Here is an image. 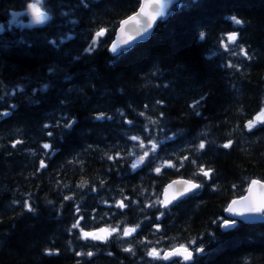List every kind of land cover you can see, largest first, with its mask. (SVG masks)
Instances as JSON below:
<instances>
[{
    "label": "trees",
    "instance_id": "16d2710c",
    "mask_svg": "<svg viewBox=\"0 0 264 264\" xmlns=\"http://www.w3.org/2000/svg\"><path fill=\"white\" fill-rule=\"evenodd\" d=\"M35 2L0 0V264H183L148 254L180 245L191 264H264V223L222 228L228 204L264 181V125L245 127L264 109V0H183L118 56L109 47L141 0H42L50 19L27 25ZM20 12L25 23L12 22ZM131 136L159 144L136 169ZM182 177L201 189L163 209L164 187Z\"/></svg>",
    "mask_w": 264,
    "mask_h": 264
},
{
    "label": "snow or ice",
    "instance_id": "6c2138e0",
    "mask_svg": "<svg viewBox=\"0 0 264 264\" xmlns=\"http://www.w3.org/2000/svg\"><path fill=\"white\" fill-rule=\"evenodd\" d=\"M28 9L30 10L33 22L36 25H43L50 19V16L47 14L45 10H43V4L42 0H36L35 3H30L27 5ZM168 8V3L165 2V0H142L141 3L138 5V11L135 12V14L129 16L127 19H124L120 26H119V32L121 33V36L123 38L117 39L115 43L111 46V51L115 54H121L122 51H127L128 47L131 46L132 42L136 41L137 39H146L147 36L150 34L151 29L156 24L158 19L166 18L168 13L166 9ZM231 20L236 25H241L243 21L241 19H238L237 17L233 16L231 17ZM132 26L130 29H128V26ZM126 29L128 31L126 32ZM107 33V29H100L95 33V38L93 39L91 45L89 46V51H92L101 41V38H103ZM201 39H203V34H201ZM238 39V33L233 32L227 35V41L228 43H225L223 46L225 50L229 49V44H235ZM128 46V47H124ZM240 53H242L245 56H248L247 51L241 47ZM229 67H233V65H229ZM199 103V101H197ZM195 107V104L193 105ZM143 115V113L141 114ZM98 119L103 118V116L97 117ZM74 123V121H73ZM131 123V121H129ZM151 123H156V121H151ZM264 125V109H261L258 114L254 116L253 119H250L245 127L251 131L253 128L257 127V125ZM66 127H71V123H66ZM51 135V133H49ZM131 140L136 141L138 144L139 149L141 150V154L137 156V159L135 162L132 163L131 167L133 169H136L140 165H142L145 160L149 157L150 153H155L157 148L159 147V144H157L154 140H150L149 144L146 145L144 141L138 137V136H131ZM21 143V141L17 140L16 144ZM16 144H13V147L16 146ZM231 142H228L223 145L225 148H230ZM44 148H50L51 146L49 144H44ZM198 148L200 150H203L205 148V144L201 142L198 145ZM131 155H136V152L130 153ZM109 159H112V157H109ZM184 159H188L187 157H184ZM193 164H195V160L192 161ZM164 167H176L175 164L171 163L170 161H165ZM182 166V162H181ZM46 165L43 161L40 162V168H44ZM157 174H160L161 167H157L155 169ZM199 174H202L205 178L210 179L212 170L211 169H204L201 167L199 169ZM86 182H82L80 185L81 187L84 186ZM174 185H183L178 191L180 195L185 194L186 192H190L194 189H198L201 187L200 184L194 183L192 181L182 180V181H174L173 184H169L168 188L165 189L164 193V200L158 201V203L162 204L163 206L167 207L169 203L172 202V200L176 199L177 197L175 195L169 196V190L173 189ZM247 195L242 196L238 200H233L231 204L225 209L231 216H239V217H248V216H260L264 217V183H262L259 180H252L250 181L249 187L247 188ZM65 199H71V197H65ZM127 199V198H125ZM118 208H125L127 205L124 203V200H121L117 202L115 205ZM151 206V205H149ZM26 207L29 211H32V207L30 204H27ZM77 211H79V208L77 207ZM80 219H83L81 217ZM237 221L235 220H223V227L225 229L232 228L236 225ZM136 227H126L122 231V235L125 237H130L134 233H136L137 228ZM73 228H80L79 220L73 224ZM159 230V228H157ZM81 231V238L84 240L92 239V240H106L108 236L112 235L115 232L119 231V228H101L96 232H87L83 229ZM194 243V242H193ZM125 251L132 252V248H126ZM197 252H203V247H199L196 249ZM49 255H53L56 253L49 252ZM80 255H83V253H78ZM150 256H153V258H162V259H170L171 257H181L184 261H190L193 259V253L189 250L188 246L186 245H180L178 247H174L171 251L167 252L163 257H161L160 252L157 251L155 248L151 249L148 253ZM88 256H92V252L87 253Z\"/></svg>",
    "mask_w": 264,
    "mask_h": 264
},
{
    "label": "water",
    "instance_id": "95a60500",
    "mask_svg": "<svg viewBox=\"0 0 264 264\" xmlns=\"http://www.w3.org/2000/svg\"><path fill=\"white\" fill-rule=\"evenodd\" d=\"M181 1H182V0H165V2L168 3V8L166 9V11H167L168 13H170V14L167 15L166 18L158 19V20H157L156 24L153 26V28L151 29L150 34L147 36L146 39H137L136 41L132 42V44H131L130 47H128V46H124V47H128V49H129V48H131V47H133V46H135V45H137V44H139V43H143V42L148 41V40L152 37V35H153L155 29L157 28V26L159 25V23H160L161 21H166V20H168L169 17H170V16L172 15V13H173V12H172V11H173V7H174L176 4H179ZM141 2H142V0H141ZM137 11H138V10H137ZM137 11H136V12H137ZM134 14H135V13H134ZM132 15H133V14H132ZM127 18H128V17H127ZM127 18H125V19H127ZM123 20H124V19H123ZM123 20H122V21H123ZM122 21H121V22H122ZM121 22H120V24H121ZM46 23H47V21H46ZM119 26H120V25H119ZM131 27H132L131 25L128 26V29H130ZM128 29H126V32L128 31ZM120 38H123V37L121 36V33L119 32V27H118V29H117V31H116V35H115V37H114V40H113V42L111 43V45H110V47H109V52H110L113 56H118V54H115V53H113V52L111 51V46H112L113 43L116 42L117 39H120ZM182 180L191 181V180H188V179L179 178V179H175V180L169 182V183L165 186V188H164V190H163V193H162V199L164 200V198H165V197H164L165 189L168 188V185H169V184H173L174 181H182ZM259 181H260V180H259ZM192 182H193V181H192ZM261 182L264 183L263 181H261ZM194 183H195V182H194ZM181 187H183V185H174L173 189H170V190H169V193H168L169 196L171 197L172 195H175L177 198L174 199V200H172V202L169 203V204L167 205V207L163 206L165 209L168 208V207H170V206H172L173 204L177 203L178 201H181V200L185 199L187 196L191 195L192 193H194V192H196L197 190L200 189V188H198V189H194V190H192V191H190V192H186L185 194L180 195L178 190H179ZM247 194H248V193L246 192L245 195H247ZM245 195H243V196H245ZM241 197H242V196H241ZM241 197H238V198H236V199H234V200H238V199H240ZM232 201H233V200H232ZM232 201H231V202H232ZM231 202L228 204V206L231 204ZM228 206H227V207H228ZM224 217H225L226 220H235V221H237V223H236V225H235L234 227H232V228H228V229H225V228L223 227V224H222V228H223L224 231H230V230H233V229H234L239 223H246V224L264 223V217H260V216H248V217L231 216L226 210H225V212H224ZM189 250H190V249H189ZM169 251H171V250L166 251V252L164 253V255H165L167 252H169ZM190 251H192V250H190ZM192 253H193V259L190 260V261H184L181 257H176V256L171 257L170 259H167V260L164 259V260H165L166 262H173V261H175V260H181V262H182L183 264H190V263H193L194 260H195V252L192 251ZM164 255H163V256H164Z\"/></svg>",
    "mask_w": 264,
    "mask_h": 264
},
{
    "label": "rangeland",
    "instance_id": "374dc122",
    "mask_svg": "<svg viewBox=\"0 0 264 264\" xmlns=\"http://www.w3.org/2000/svg\"><path fill=\"white\" fill-rule=\"evenodd\" d=\"M178 5V4H177ZM25 13L23 12V13H17L15 16H14V18H13V21L12 22H21V23H24L23 21H20L19 20V18L21 17V16H23ZM27 14H28V16H29V19H28V25H36V24H34V22H33V17H32V14H31V12H30V10L29 9H27Z\"/></svg>",
    "mask_w": 264,
    "mask_h": 264
},
{
    "label": "bare ground",
    "instance_id": "6f19581e",
    "mask_svg": "<svg viewBox=\"0 0 264 264\" xmlns=\"http://www.w3.org/2000/svg\"><path fill=\"white\" fill-rule=\"evenodd\" d=\"M176 5H177V4H176ZM176 5H175V6H176ZM175 6H174V7H175ZM174 7H173V8H174ZM96 32H97V31H96ZM91 40H92V39H91ZM109 54H110V53H109ZM194 193H195V192H194ZM190 264H191V263H190Z\"/></svg>",
    "mask_w": 264,
    "mask_h": 264
}]
</instances>
